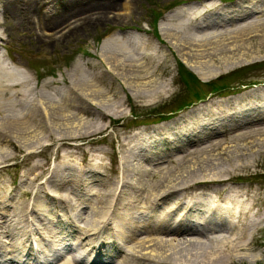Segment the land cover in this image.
<instances>
[{
	"label": "bare ground",
	"instance_id": "6f19581e",
	"mask_svg": "<svg viewBox=\"0 0 264 264\" xmlns=\"http://www.w3.org/2000/svg\"><path fill=\"white\" fill-rule=\"evenodd\" d=\"M20 1L9 0L5 13L17 21L19 31H29L30 40L35 43L31 48L35 50L45 51L52 46L61 51L69 40H78L85 25L93 24L91 20H77L68 33L50 35L44 33L47 26L51 27L47 24L32 23L26 29L27 19L32 22L36 16L38 21H45L44 10L50 11L58 3L41 7L43 3L38 5L42 0ZM243 1L247 0H240L235 6ZM62 4L72 5L66 0ZM228 8L209 5L204 10L216 11L225 22L245 19L255 12L254 7L225 11ZM188 11L182 24L174 15L161 20L160 30L167 46H177L196 69L208 71L195 76L179 62L177 76L172 79L174 98L167 95L168 85L159 80L165 72L155 71L153 57L140 51V47L145 51L147 44L152 46L146 38L127 45L124 39L109 36L98 54L102 56L100 67L92 74L86 66L74 63L61 78L42 85H34L15 59L14 69L0 66V176L3 172L11 179L8 186L0 185V264H107L118 251L123 256L119 264H261L263 255L258 251L257 240L264 224V198L262 208L258 203L264 191L252 184L246 185L247 189L238 188L231 181L236 177H261L264 93H247L248 89L241 87L248 84L240 80L215 85L208 84V79L225 80L246 68L235 66L254 61L264 52V18L258 16L233 26V36L219 40L215 35L220 28L211 23L200 33L195 28L199 25H194L198 12L190 8ZM109 15L103 11L101 21L105 19L119 27L125 23L119 24L115 14ZM158 23L159 20L154 24L156 32ZM138 30L144 33L142 26ZM17 35L8 34V43L21 42ZM39 37L44 42H39ZM109 43H114V47L108 48ZM3 56L0 53V61ZM105 64H114L116 76L136 95L152 98V102L132 101L133 110L128 115L123 110L124 102L112 94L117 77L112 74L108 77L110 86L104 84V77L108 76L103 69ZM181 74L190 82L180 81ZM213 87L222 91H211ZM238 88L243 90L240 94L232 93ZM193 92H197L198 101L209 99L208 103L178 120L133 131L145 126L140 125L141 118H148L159 105L166 108L173 101L191 105L184 100ZM211 93L214 95L208 98ZM223 95L229 98L217 99ZM161 98L163 101H159ZM181 103L176 106L180 108ZM159 113L162 112L157 109L152 116ZM109 131L116 133L115 139ZM119 134L125 137L120 140ZM92 139L116 149L114 175L102 163L104 149L82 164L73 161L74 153L68 150L76 149L72 142L91 140V146L96 141ZM51 140L62 141L65 150L46 161L38 160L40 149L53 147ZM14 171L21 175L20 179L19 174L13 176ZM10 192L33 199L25 200L31 201L25 210L19 209L21 206L8 196L12 195ZM121 194L125 196L122 202L109 201L120 199ZM183 197L187 200L183 201ZM80 214L85 215L82 223L77 221ZM142 230L148 235L140 236ZM148 244L165 255L147 251L151 257H145L137 251L146 250Z\"/></svg>",
	"mask_w": 264,
	"mask_h": 264
},
{
	"label": "rangeland",
	"instance_id": "374dc122",
	"mask_svg": "<svg viewBox=\"0 0 264 264\" xmlns=\"http://www.w3.org/2000/svg\"><path fill=\"white\" fill-rule=\"evenodd\" d=\"M66 1L72 4L71 5L72 8H74V4H75V7H77L78 5L77 9H72L71 6L66 7L65 5L62 4L63 0H45L46 4H44L42 0V2L38 6H40L43 3L41 7H44L46 5L47 7H50V5L53 4V2H57L58 5H56V7L50 11H48V9L44 10L45 11L44 13L46 15L45 21L44 20L38 21L36 16L32 19L33 21L31 20L32 22H30V20L27 19L26 22L24 23V25H26L25 28L29 29L30 27H32V23L37 26L39 24L42 26L44 25L46 26L47 24V25H50L51 27L47 26L46 29L44 28L45 29L44 33L50 35V34L59 33V32L68 33L71 28L70 26H74V22L77 20L81 22L83 21V19H87L88 21L91 20L90 22H92L93 24L85 25L84 31L79 34L80 36L78 40H73V41L69 40L70 43L67 42L69 45L64 47L63 50L61 51L54 50L52 46H49L44 51L42 48H36V50L34 48H31V46L34 45L35 43H33V40H30L29 33H28L29 31L23 32V28H20V31H19V28H17L18 27L17 21L14 18L9 17L5 13L8 9L7 6L9 5V0H0V34H2V37H0V40L3 41L2 43H0V53L1 54L3 53L4 55L0 61V66H4L5 68L14 69L15 64H13V59H15V61L18 63V66H21L19 67V69L25 71L26 73L30 75L34 85H36L37 83L42 85L45 83L53 82L61 78V74L67 72L68 67L70 68L74 63H76L77 65L86 66L87 67L86 70L89 71V74L91 73V71L97 70L100 67V66L98 67V65L101 64L100 61H102V56H98V54L102 53V50L104 49V48L102 49L104 42L108 40L107 38L109 36H112L115 39L116 38L124 39L127 45L131 41L139 42L141 38H146V39L151 40L152 46L149 47L147 44V49H144L145 51H143V48L140 47L141 49L140 51H142L145 54L147 53L149 56L153 57V59L155 60V63L153 64L152 67L156 68L155 71L159 72V69H160L165 72L164 78L159 79V80L168 85L169 92L167 95H171V94L174 95L173 93L174 91L176 92V88H175L174 82H172V79H174L175 74L177 76V73H176L178 70L177 64H179V62L182 63L184 66H186L188 70L192 72L195 76L197 73L202 75V73L208 70L200 69V68L196 69V67H194L195 66L194 63L186 55L182 54L179 51V48L177 46L173 47V45H169V46L166 45L165 39L162 36V31L160 30V27L162 26L161 20H164V18H166L167 16L174 15V16H177L176 19L179 20L180 22L184 18V15L189 12L188 11L189 8L194 9L196 12H198L197 15L199 16L197 19V22L194 24V25H199V27H195L196 30L199 31L200 33H203L204 30H207V28L211 26V23H213L215 24L214 25L215 28L218 27V29L220 28L221 30L220 33H216L215 35L217 36L216 38L220 37L219 40H222L224 37L231 38L233 34L236 32V31L233 33L230 32L233 30L231 27L237 26L242 22L245 23L246 21H248V19H252L258 16H262V18H264V0H261V1L260 0H247V1H243L239 6H235V5L240 0H205V1H201V0H97L98 3H96L95 0H91V1L90 0L89 1L66 0ZM19 2L21 1L19 0ZM65 3L66 5H69L67 2ZM209 5H212V6L214 5L215 7L219 9H226L230 7L225 11H228L229 9H232V8H237V9H241L244 11L248 7H254L255 12L253 15L245 19H238L239 21L231 20V21L225 22L224 21L225 19L221 18L220 15L216 11L205 13V11L207 10H204V9L205 7ZM63 6L65 7L63 8ZM179 9H181V11L184 12L182 15H180L179 12L181 11H178ZM103 11L109 12L110 13L109 16H113L115 14L116 22L118 21L119 24H122L121 23L122 21H125V23L122 24V26L120 25L121 27H119L118 25L114 23H107L106 21H104L105 19L101 21ZM232 15L234 14H230L229 16H232ZM227 16L228 15H226L225 17ZM176 19L174 20L176 21ZM158 20H159V23H158L159 31L156 32L154 29V24ZM180 23L182 24L183 22H180ZM166 25H167L166 22H164L163 26H166ZM139 26L143 27L144 33L143 31L141 32L138 30ZM111 27H115V29L109 30ZM12 32H15L16 34H18L17 38L21 42L19 43L14 42L12 45L10 44V42L8 43V34H11ZM22 32L25 34H22ZM41 39L39 37L38 41L39 42L43 41ZM42 44L46 45L45 43H42ZM112 44L114 43H109L107 47L108 48L114 47V45ZM82 47L84 48V50ZM160 62L162 64H159ZM103 66H104L103 69H105V71L107 70V75H108L107 77H104L106 78L104 80V84L107 87H109L111 84V81L110 79H108V77L111 76L112 74L115 75V77H117L116 76L117 74H115L117 70L113 67L114 64H109V65L105 64ZM242 66L246 68L234 73L232 76H229L225 80L217 79L216 81H213L214 79L211 77L212 78V79L210 78L211 80L208 79L209 81L208 84L222 85V83L224 82L235 83L240 80L242 82H245V84H248L247 87L246 86L241 87V89H244V88L248 89L247 93H250V92L251 93H264V52H261L254 61L251 60V61L243 62L242 64L235 66L234 68H239ZM108 70L110 71L109 74H108ZM166 71L168 72L167 76H166ZM224 72L225 71L221 73H224ZM182 77L184 81L187 80L190 82V78L189 77L185 78L184 75L182 76L180 75V81L183 80ZM117 79L114 80L115 82L113 83L114 87L112 89V92H113L112 94L115 93L117 95V97H115L116 100H118L119 102H124L123 110H125L128 115H130L131 111L133 110L132 101L135 104H136V101L137 102L143 101L147 103L152 102L153 100L152 98H148V97L141 98L142 94L136 95V92H134L132 88L130 87L129 88L131 90H127L129 88L124 84V81L122 80V78L117 77ZM208 81H205V82H208ZM210 81H213V82H210ZM43 87H45V85ZM241 89L240 88L235 89L232 93L234 92L239 93L243 91ZM122 91H124V93ZM128 91H132L133 93L128 92ZM196 93L197 92H193V93H189L188 95H186L187 97H186V100L184 101H187V103L189 104L191 103V105L187 107L181 106L182 108L181 107L179 108V106H176V104H179L181 102L174 103V101L171 104L168 102L169 104L167 105L166 108H163L162 105H159V108L157 109H159V112H162V113H159L158 116H152V114L155 113L157 109L153 110L155 112L150 114L148 118H144V119L141 118L140 125L143 124L145 126H141L140 128L138 127L139 130H133V131L136 133L146 128L148 129L156 128L158 123L160 126L162 122L169 123V122H172L174 118L178 120L181 117H183L185 114L194 112L197 106H200L204 103H208L209 99H207L205 102H202L203 100L198 101V99H196V96H195ZM240 96L242 95H238L236 97H240ZM165 97L166 96H163V98ZM174 97L175 95L173 96V98ZM184 97L185 95L182 96L183 99ZM224 97H227V95H223L222 97H219L217 99H220V98L228 99L229 98V97L228 98H224ZM163 98H161V100L159 101H163ZM169 110H173L174 111L173 113H175V115H173V113L171 114L163 113ZM119 125L120 124L118 123L117 126ZM125 125L127 126L128 124H125ZM59 131L64 133L65 129L60 127ZM109 132L111 133V136H112L111 138L115 139L116 133L113 131H109ZM119 132L121 133V131ZM124 137L125 135L119 134L118 139L122 140ZM92 140H96V141H94L93 145L91 146L89 145V142L91 140L90 141L89 140H77V142L76 141L72 142L76 146V149L69 148L68 150L74 153V157L72 158L73 161L76 160L78 164H82L84 162L89 161L88 159L90 158L93 159L96 155H99L100 149H104L105 154H104V159L102 160L103 161L102 163L103 165L105 163V165L109 169L110 174L114 175L112 171L115 170L114 167L116 166V154L113 150H116V149L115 148L111 149L110 147L112 146H110V144L108 145L104 143V141H100V139H92ZM25 142H28L31 144L33 141L27 140ZM49 142L50 143L52 142V144L54 143L53 147H51L48 150H44V151L40 149L39 152L41 153L39 154L38 157H41V158L38 160L46 161V159H51L53 155H57L61 153V151L65 150L66 148V147H63L62 141L54 142L53 140H51ZM56 144L57 145L59 144L58 146L60 148ZM113 145L118 147V144L116 143ZM56 147H58V150L55 151ZM56 157L53 159L55 162H56ZM60 159L61 158L59 157V160ZM11 165H13V163ZM263 170L260 171L262 174H261V177L259 178H255L252 180V179H247L243 177H236L231 182L233 184H237L238 188H243V189H247L248 187H246V185L248 184H252L255 187L261 186L264 191V171ZM12 174L15 177L19 173L14 171V173ZM6 176L7 175L4 174L3 172L1 173L0 185H5V186L9 185L11 179H8V177ZM20 176L21 175L19 174L17 177H19L20 179ZM238 180H240L241 182ZM256 181H258V183H254ZM231 182H229V185L231 184ZM96 188L99 189V186H97ZM12 195L11 196L8 195V196L15 201L16 205L21 206L19 209H23V210L26 209V205L32 201L31 199H33V197L29 199L28 196L26 197L20 196L19 192H14V194ZM185 196H187L188 198V195H185ZM187 198L183 197V201H186ZM262 198H264V193L259 198L260 199V202L258 203L259 208H262ZM123 199H125V196L123 197V195L121 194L120 199H111L109 201L116 203V202H122ZM25 200H31V201L27 203L25 202ZM98 205H97L98 208H101L100 204ZM84 217H85L84 214H80L79 219L77 221H80L82 223V221L84 220ZM32 218L34 219V216H32ZM260 230L261 231L258 232L260 238L257 240L259 241V243L257 244L258 245L257 247H258V251H260V254L263 255L261 264H264V224ZM146 232H143L142 230L139 233V235L141 234L140 236H147L148 234H146ZM33 242H34L33 244L37 246V242L35 241ZM150 245L151 244L145 245L146 250H142V251L137 250V251H139L140 254H144L145 257H151V254H149L147 251L151 252L152 254H156L157 256H159V254H161L162 256L165 255L164 251H161V250L155 251L153 247L149 248ZM121 254L122 253L118 251L116 258H114L113 260H107L108 261L107 264H119L123 259L122 258L123 256Z\"/></svg>",
	"mask_w": 264,
	"mask_h": 264
},
{
	"label": "trees",
	"instance_id": "16d2710c",
	"mask_svg": "<svg viewBox=\"0 0 264 264\" xmlns=\"http://www.w3.org/2000/svg\"><path fill=\"white\" fill-rule=\"evenodd\" d=\"M181 76H182V74H181ZM182 79H183V77H182ZM182 82H184V79L182 80ZM209 86H212V85H209ZM210 90H211V91H222L221 88H218V87H216V88L213 87V88H211ZM198 96H199V95H198Z\"/></svg>",
	"mask_w": 264,
	"mask_h": 264
}]
</instances>
